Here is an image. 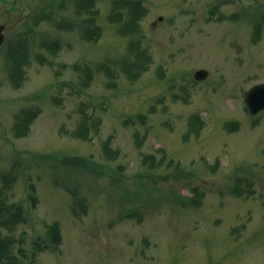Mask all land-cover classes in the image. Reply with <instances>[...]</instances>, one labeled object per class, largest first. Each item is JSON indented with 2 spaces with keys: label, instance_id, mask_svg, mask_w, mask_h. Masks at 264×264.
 <instances>
[{
  "label": "rangeland",
  "instance_id": "374dc122",
  "mask_svg": "<svg viewBox=\"0 0 264 264\" xmlns=\"http://www.w3.org/2000/svg\"><path fill=\"white\" fill-rule=\"evenodd\" d=\"M139 1L130 34L118 0H96V14L77 0H0V194L24 217L0 233L18 264H264V112L244 103L264 82V0ZM137 50L151 61L134 80ZM23 111L37 116L18 136Z\"/></svg>",
  "mask_w": 264,
  "mask_h": 264
},
{
  "label": "trees",
  "instance_id": "16d2710c",
  "mask_svg": "<svg viewBox=\"0 0 264 264\" xmlns=\"http://www.w3.org/2000/svg\"><path fill=\"white\" fill-rule=\"evenodd\" d=\"M118 6H122L125 9H129V21L127 24L124 25L123 32L124 33H137L140 31V21L142 17L146 13V8L143 7V2L139 0H118L116 3ZM77 6L80 10H88L92 14H96V0H77ZM118 17H121V14L119 13L117 15ZM220 19H223V17H220ZM88 23L94 24L95 20L90 19L88 20ZM259 27L257 28L256 35L257 37L260 35ZM87 35L89 39L97 41L98 38L101 37V29L99 27H96L94 29L87 30ZM137 49V48H136ZM139 51L138 55V62L134 64H129L125 67L126 72L135 79H137L140 76V73L142 71L148 70V66H146V63L151 61L150 57L147 55L146 52ZM15 53V54H14ZM14 54V55H13ZM10 59L12 61V65L10 68V77L12 79L13 84H15V87H18L20 78L23 77L24 71L22 70L21 65L25 62V56L21 54L19 50L16 51V49L10 50ZM37 113L33 111H23L20 115L17 116V121L15 123V129L17 131L18 136H26L28 133L31 123L36 118ZM203 126V123L200 121L198 116H194L191 121V127L192 130H195L197 133H199V128ZM238 128L237 123H231L227 125L228 130H236ZM75 136L81 137L82 139H87V137L83 134V131H79L75 133ZM110 141H107L106 146L108 151L109 149ZM149 158V157H147ZM153 158V157H152ZM77 160L79 162H82L79 158L74 159V161ZM84 162V161H83ZM84 164H86L84 162ZM7 181V180H6ZM33 192H37L36 188L32 186ZM29 200L33 204V206H36V198L33 194L29 196ZM17 209L14 207L8 206L7 203L2 199V195L0 194V226H8L9 229H13L17 224L24 221L22 207L19 205H16ZM49 227V235L50 238L56 243V245H59L61 242V231L60 226L58 223H54ZM13 243V240L2 237V234L0 233V262H4V259H7L8 262H11L13 264H18L15 257L11 255L10 248L11 244Z\"/></svg>",
  "mask_w": 264,
  "mask_h": 264
},
{
  "label": "water",
  "instance_id": "95a60500",
  "mask_svg": "<svg viewBox=\"0 0 264 264\" xmlns=\"http://www.w3.org/2000/svg\"><path fill=\"white\" fill-rule=\"evenodd\" d=\"M4 26L0 27V47L4 43L5 35L3 33ZM207 72L198 71L195 74L197 80H204L207 78ZM245 103L252 115H257L264 111V83L253 86L245 96Z\"/></svg>",
  "mask_w": 264,
  "mask_h": 264
}]
</instances>
